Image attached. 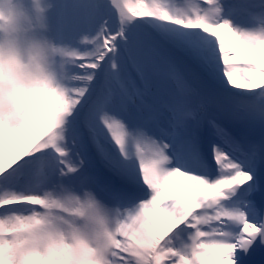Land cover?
Here are the masks:
<instances>
[{"label":"bare ground","instance_id":"1","mask_svg":"<svg viewBox=\"0 0 264 264\" xmlns=\"http://www.w3.org/2000/svg\"><path fill=\"white\" fill-rule=\"evenodd\" d=\"M6 1L9 0H0V10L4 9ZM15 1L23 13H17L5 25L0 34V44L10 51L15 42L30 39L31 34L48 31L51 38L46 56L44 51L37 54L27 51L30 60L25 65L18 62L17 55H13L8 70L0 74V203H20L22 195L15 194L23 192L25 196L32 192L24 190L27 184L25 179L30 172L34 182L40 180L42 183L38 185V191L32 193H42L45 184V189L54 192V195L57 192L62 194L61 198L54 199L72 206L76 214L74 218L58 220L49 213H37L27 215L30 219L28 222L17 213L7 214L5 206L1 207L0 204V221L7 217L18 218L15 223L20 229L15 249L11 250L12 244L3 238L0 264H16V256L20 253L27 258L25 264H37L36 260L40 257L48 258L46 264H71L67 252L73 245L81 254L77 264H158L169 259L185 264H233V243L240 231L250 225L252 217L238 211L234 203L223 205L219 199L223 196L238 198L239 194L229 189L228 185L231 176L246 180L243 164L238 165L229 176L222 171L207 180L166 161L163 169L169 171L170 167H174V170L162 184L156 178L155 193L153 187L147 185L150 191L143 192L139 199L133 201L123 192L125 198L117 195L119 200L111 203L91 187L87 179H81L80 186L75 188L82 174L88 178L96 176L87 170L85 161H89L91 150L86 146L83 155L81 137L75 133L78 132V123L92 130L106 131L110 126L106 121H111L120 136L116 107L104 108L100 98L105 94L111 97L113 86L125 87L124 80L143 79L153 84L156 91L161 95L164 93L165 99L161 101L165 105L168 98L171 105L186 106L185 103L191 100L199 114L206 110L203 103L208 101L209 96L223 90L227 95L264 98V48L256 51L257 59L252 51V45L260 36L253 37L246 32L234 34L235 22L231 25L222 23L226 12L220 10L213 13L216 15V29L203 36L198 33V28L186 27L169 12L164 2L156 0H92L97 9L92 5L80 8L73 3L79 0H57L52 8H62L65 17L61 21V31L55 32L41 20L44 7L39 0H36V5L33 0ZM219 1L214 0L213 7ZM110 2L112 5L108 8ZM229 2L234 10V20H244L254 15L259 21L264 13L261 0H228L226 4ZM253 8L256 10L253 11ZM33 10L38 12L39 17L36 22L26 24L25 14ZM111 16H115L120 23L126 21L133 26L142 21L148 23L150 34H113L112 31L109 34L103 27ZM51 21L56 22L55 18ZM102 29L103 34H107L105 37L100 35ZM41 58H44L45 78L41 82H31L22 70L31 68V63ZM253 64L256 68H253ZM250 68H253L252 72ZM128 69L132 74H128ZM171 75L176 76L175 83H170L173 79ZM178 88L190 98H186L187 94H181ZM193 95L201 98L202 105L193 100ZM137 97H141L146 105L147 96L144 93ZM12 99L23 115L19 120L5 122L2 115ZM215 102L226 104L221 96ZM207 105L209 109V101ZM38 113H45L41 124L36 120ZM130 114L133 117L132 112ZM179 117L186 124L183 132L191 129L200 131V123H193L190 129L192 122L182 114ZM204 129L209 132L208 137L217 138L227 146L218 135L219 129V132L211 126ZM68 130L71 137L67 140ZM90 141L94 146L99 144L103 150H107L95 138ZM188 147L186 145L184 150ZM207 149L209 151V147ZM46 152L67 161V169L50 164L44 155ZM119 155V164H116L118 170L131 172L137 165L135 153L125 150ZM182 155L175 161L186 167L194 166L189 164L187 153ZM31 166L33 173L28 171ZM34 168L42 169V175H38ZM205 168H202L203 174ZM18 171L21 172L19 175ZM155 171V176L163 172ZM69 188H73L74 192L67 190ZM188 201L192 203L190 207H183L185 211L177 214L169 223L175 210ZM206 208H210V212ZM210 216L217 217L222 225L203 231L199 226ZM81 217L86 218V223L89 222L86 227L78 225L76 218ZM197 221L200 222L196 224ZM181 222H194L193 230L182 231ZM174 226L176 229L173 230ZM198 233L207 234V238L198 240ZM35 238L46 245V255L39 248L28 251L30 254L26 252L29 241ZM55 252L62 253L64 257L55 260L52 256ZM38 262L43 264L40 260Z\"/></svg>","mask_w":264,"mask_h":264},{"label":"rangeland","instance_id":"2","mask_svg":"<svg viewBox=\"0 0 264 264\" xmlns=\"http://www.w3.org/2000/svg\"><path fill=\"white\" fill-rule=\"evenodd\" d=\"M203 3L199 4L196 2H193V0H190L189 2H184L183 0H156V2H164V4H166L168 6V10L171 14H173L174 16H176L178 19L181 20V22L188 28H198V33H200L201 35L205 36L210 30L212 29H216V24L214 22V20L216 19L212 13V9L208 6V3L211 0H202ZM213 2V0H212ZM226 0H220L219 5H223V3H225ZM46 5H49L50 2H46ZM223 7V6H222ZM222 7L220 6L219 8L222 10ZM12 10L10 8L7 9V22H11L12 18L15 16L16 14V10H14L13 6H11ZM219 8H216L217 10H220ZM224 9V8H223ZM212 14V15H211ZM116 20L115 23L116 24ZM228 25H231L232 22L231 20L227 19L226 20ZM112 23V25H113ZM234 27V34H238L237 31H241L237 25L233 26ZM114 28H116V26L114 25ZM242 32V31H241ZM240 32V33H241ZM136 34H148V30L145 27H140L137 30H135ZM246 33H248V35L250 36H260V39L255 40L256 44H253L252 46L254 47L252 49V51L254 52L253 57L255 59L256 58V51H262V49L264 48V31H262L260 28H257L256 30H251V31H247ZM48 38V39H47ZM50 40V36H45L44 38H35L33 43H29L27 46L26 45H20L17 47V56H18V62H24L26 65V62L28 60H30L29 57L23 56V52L26 51H30V53H34L36 51H39V49H41L44 45L49 44ZM13 59V56L11 57L9 54L6 53L5 50L0 48V74L6 72L9 67V64L11 63V60ZM253 68H256V66L253 64ZM250 68V71L252 72V69ZM25 74V76L27 75L28 78L31 80V82H41L43 80V73L41 69H36L33 70L32 68L30 70H27V68L25 70H22ZM17 74H19V71H16ZM9 106L6 108V112L2 115V117L4 118L5 122L6 121H13L15 120H19L23 114H20L18 111V108L16 105V102L14 99H12V101L10 100V103L8 104ZM42 116V117H41ZM43 116H45V113H38L36 120L39 124H41V120H43ZM6 117H8V119H6ZM46 118L48 119L49 116H46ZM46 120V119H45ZM125 134L126 137L129 139L132 136V131L129 129H125ZM106 132L111 133V126L108 127V129L106 130ZM157 141V139H155ZM148 142V140H143L141 141L142 145H146ZM133 146L135 148L137 147H141V145L138 144V142H134ZM151 146V145H149ZM157 144H155L153 146V148H151V152H154L155 155L153 154H146L143 155L139 158H137L136 163L137 165L135 166L134 169H132V171L134 172V174L136 176H140L139 178L141 180H144L145 183L150 184L153 187V191L155 193V186L154 183L156 182V178H158V181L160 182V184H162L163 182H165V180L167 179V176L170 175L171 170L167 171L163 169V164L164 162L167 161L168 156L166 155V152L164 151V148L161 146L160 148H156ZM142 150L143 147H142ZM147 151V149H146ZM135 153L136 156V152ZM155 170L158 171H163L160 172V174L158 173L157 176H155V174L157 173ZM189 202V201H188ZM192 203L189 202L186 205H181L177 210H175V212L172 215V218L168 221L169 223L173 222V218H175L177 216V214L180 215V213L184 212L185 209L183 207L189 208L190 205ZM8 223H1L0 225H6ZM15 223L12 222V225H14ZM18 238V237H17ZM10 242H15V236L8 239ZM16 246L14 244H12V248L14 249ZM35 248H39L42 252L43 255H46L47 252V247L46 245L42 242L39 243L36 238L33 240L29 241L28 247L25 249L27 253L30 254V252L28 251H33ZM67 255L69 257V262L71 264H77L79 259L81 258V254L79 252V250L76 248V246H72L71 249L69 248ZM53 258L55 260H61L64 255L60 252H55L53 255ZM23 258V257H22ZM43 259V261L41 260ZM46 257H40V261L43 264H46L48 261H46ZM167 263L164 264H184L183 262H181L180 260H172L169 259ZM45 262V263H44ZM24 263V259H21L20 257L17 259V264H23Z\"/></svg>","mask_w":264,"mask_h":264}]
</instances>
